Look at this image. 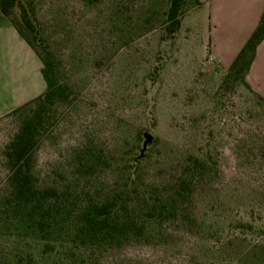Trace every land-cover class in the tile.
<instances>
[{
  "label": "rangeland",
  "instance_id": "rangeland-1",
  "mask_svg": "<svg viewBox=\"0 0 264 264\" xmlns=\"http://www.w3.org/2000/svg\"><path fill=\"white\" fill-rule=\"evenodd\" d=\"M23 3L29 38L70 88L47 109L33 155L37 183L86 200L126 192L129 204L144 206L153 192L179 203L174 216L151 219L142 237L86 250L83 264H264V100L210 63L205 11L184 13L170 35L169 0ZM20 61L25 97L44 80ZM8 68L1 60L3 107L19 100L3 77ZM24 112L0 117V199L2 151ZM0 245L40 259L33 240L18 245L3 228Z\"/></svg>",
  "mask_w": 264,
  "mask_h": 264
},
{
  "label": "trees",
  "instance_id": "trees-1",
  "mask_svg": "<svg viewBox=\"0 0 264 264\" xmlns=\"http://www.w3.org/2000/svg\"><path fill=\"white\" fill-rule=\"evenodd\" d=\"M188 1L169 0L166 11L168 34L175 32L180 17L188 9L199 4L198 0H192L194 6L190 7ZM29 10L23 0H0V16L8 20L38 56L46 85L43 93L11 110L16 113L26 109V112L2 151L7 188L0 199V228L14 233L18 245L26 239L33 240L40 247V259L37 260L29 250H3L0 245V264H47L51 257L53 264H83L86 250L115 247L128 239L142 237L151 219L174 216L179 203L178 199L165 200L153 192L145 198V201L152 199V203L144 206L129 204L126 192L86 200L57 187L37 183L33 155L47 129V109L57 101L66 100L70 88L60 80L59 64L43 57L29 38L27 30L33 28ZM263 38L264 9L256 28L226 70L225 80H239L249 89L245 76ZM190 160L199 168L204 166L196 157ZM185 186L186 179L183 178L177 184L178 192L181 191L179 196H184Z\"/></svg>",
  "mask_w": 264,
  "mask_h": 264
},
{
  "label": "crops",
  "instance_id": "crops-1",
  "mask_svg": "<svg viewBox=\"0 0 264 264\" xmlns=\"http://www.w3.org/2000/svg\"><path fill=\"white\" fill-rule=\"evenodd\" d=\"M199 4L185 13L203 9L209 24L210 41L207 49L210 63L226 71L235 56L256 28L264 9V0H198ZM24 57L28 74H41V61L25 40L18 34L8 20L0 16V61H8L9 68L4 73L10 92L18 95L19 100L14 105L0 106V117L45 90L39 89L37 83L31 84L27 90L28 96L22 97V82L24 75L20 58ZM42 75V74H41ZM44 80V79H43ZM249 90L264 99V38L257 46L253 62L245 76ZM3 83L5 81L3 80ZM16 91V88H19ZM40 87V86H39Z\"/></svg>",
  "mask_w": 264,
  "mask_h": 264
},
{
  "label": "water",
  "instance_id": "water-1",
  "mask_svg": "<svg viewBox=\"0 0 264 264\" xmlns=\"http://www.w3.org/2000/svg\"><path fill=\"white\" fill-rule=\"evenodd\" d=\"M147 138H150L149 135H147Z\"/></svg>",
  "mask_w": 264,
  "mask_h": 264
}]
</instances>
